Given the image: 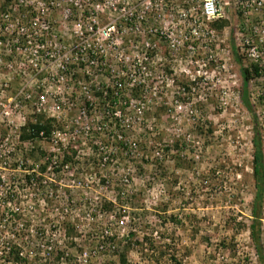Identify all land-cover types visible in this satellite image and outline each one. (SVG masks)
Instances as JSON below:
<instances>
[{"label": "rangeland", "instance_id": "1", "mask_svg": "<svg viewBox=\"0 0 264 264\" xmlns=\"http://www.w3.org/2000/svg\"><path fill=\"white\" fill-rule=\"evenodd\" d=\"M21 1L0 0V210L6 211L1 205L10 186L16 202L8 210L20 218L9 225L5 214L1 241L15 235L22 244L30 230L44 245L25 248L33 253L30 264H260L250 226L256 141L264 160V58L261 71L245 44L250 38L257 45L255 3L225 0L224 18L201 20L198 35L186 40L196 11L183 0L165 1L166 9L147 15L145 33L124 38L130 55L146 48L150 54L140 59L150 75L136 69L131 79L141 86L124 97L132 106L117 108L118 118L96 94V108L88 111L78 89L84 78L75 74L73 90L62 86L71 108L54 123L57 142L22 143L21 129L35 118L43 88L53 92L56 85L46 72L35 75L33 64L44 63L27 44L33 38L18 32L17 20L40 17L44 9L57 48L72 45L75 20L62 16L68 0ZM6 11L8 21L1 17ZM109 15L99 20L104 24ZM163 28L171 39L159 38ZM252 66L259 76L245 84L242 70ZM52 99L47 93V107ZM28 218L30 226L23 222ZM262 218L264 262V197ZM47 244L63 253L60 262L44 259L51 252Z\"/></svg>", "mask_w": 264, "mask_h": 264}, {"label": "built area", "instance_id": "2", "mask_svg": "<svg viewBox=\"0 0 264 264\" xmlns=\"http://www.w3.org/2000/svg\"><path fill=\"white\" fill-rule=\"evenodd\" d=\"M68 0V4L61 7V13L64 21L72 22L75 20L72 29V45L62 46L57 48L54 35L50 32L52 28L46 19L44 18L45 10H41L40 17H34L26 22L17 20L18 32L27 37H32L33 40H27V44L33 46L34 56L43 60V65L35 62V75L40 73H48L49 84L56 85V90L50 92L43 88V94L39 97L35 103V109L33 115L35 118L38 116H44L46 119L53 120L54 122H60L64 119V114L68 113V108H71L69 103L68 93L65 89H74L73 77L75 74H81L86 81L78 82L79 93L85 99L88 111L95 110L96 94L106 100V107L114 109L112 113L115 117L121 115L120 110L117 108L121 106H132L133 100H128L126 94L133 87L141 86V83H136V78H133L137 72L142 73L145 76H149V70L142 66V61L149 60V49L146 48L145 52L134 55H130V52L125 51L123 48L125 36L133 35L137 38L140 33H145L142 30L147 15L156 10L163 11L168 7L165 1L160 0L157 3L154 0H138L135 6L129 4L128 0ZM20 2H22L20 0ZM190 6H193L192 10L196 11L195 18L192 23V30L190 36H185L186 40H191L192 36H197L198 31L202 27L203 22L212 23L224 18V13L227 4L225 0H183ZM255 3V9L259 18L258 26L256 27L255 39L257 45L251 42L250 38L245 40L246 51L249 57L258 63L259 68L262 71L261 58H264V0H252ZM164 3V4H163ZM241 8L248 7L247 4L240 3ZM173 6V5H172ZM171 7L169 10H174ZM105 11L111 12L106 22L103 24L99 20V15H105ZM161 14H159V17ZM1 17L4 21H8L9 14L4 12ZM163 26H169L170 22L163 15ZM201 20L203 21L201 23ZM158 20H156L157 22ZM172 23V22H171ZM180 23V22H178ZM156 33L157 30H154ZM153 33V29H148V34ZM45 35V38L43 36ZM159 38H169L171 35L167 34L165 28L159 31ZM28 39V38H27ZM174 48V40L170 41ZM136 46L132 45V49ZM146 47H150V44H146ZM136 53V54H135ZM39 66V67H38ZM46 78V79H47ZM103 79L99 82L98 79ZM126 81L131 82L129 86ZM145 80L142 81L144 83ZM68 85V88L62 86ZM148 88L147 85H143ZM41 87L38 86V89ZM129 89V90H128ZM22 93V92H21ZM47 93L53 95L52 104L48 106L45 96ZM30 96H24L29 98ZM135 103V102H134ZM51 113V114H50ZM82 115H86L85 108H82ZM32 118V120H35ZM30 120V121H32ZM25 126V125H24ZM87 131L90 127L86 125ZM101 130V127H98ZM60 135V132L54 129L51 132V142H57L55 138ZM43 136V133H40ZM120 138V137H119ZM102 148H99L101 150ZM103 154V153H102ZM101 160L105 163L108 157L102 156ZM122 224V222H121Z\"/></svg>", "mask_w": 264, "mask_h": 264}, {"label": "trees", "instance_id": "3", "mask_svg": "<svg viewBox=\"0 0 264 264\" xmlns=\"http://www.w3.org/2000/svg\"><path fill=\"white\" fill-rule=\"evenodd\" d=\"M253 73V74H252ZM260 69L257 66H252L251 70L249 69H243L242 70V77L245 84H248L249 81L252 79V75H255L256 77L259 76ZM55 122L50 119H46L44 116H38L35 118V120L27 122V124L21 129L20 134V141L22 143L26 142H37L39 140H45L49 139L51 132L54 130ZM43 133V136H40V133ZM255 151L253 154V177L256 181V191L255 196L253 199L252 207H251V218L252 223L250 226V238L254 244V248L256 251V254L258 256V259L260 260V264H264L262 262V241H261V235H262V215H263V197H264V166H263V153L262 148L259 144V141L254 142ZM42 171H45V168H43ZM28 182H30L33 179V176H27ZM3 178L0 176V185L3 183ZM14 191V190H13ZM16 199L14 198L13 192L9 188H7V191L5 192V196L3 199L2 207L4 210L1 212L0 210V222L4 219L6 215H9V220L7 223L9 225L12 222H18L19 221V214L16 213H10L8 210V207L11 206L12 203H15ZM111 207V205H110ZM6 212V213H5ZM6 214V215H5ZM23 222L29 224L32 222L31 218L23 219ZM30 230H28L27 234L23 236V243L20 244L18 241L17 236L16 240L11 241H1L0 238V262L3 264H30L29 262H32V251L28 253L25 252V248L28 247H34L36 249H40V247H43L44 245L41 243H38V237L36 240H32ZM131 237L134 236V234H130ZM108 241V240H107ZM46 246L51 252H47L45 260H56V262H60L63 259V253L59 251H52V246L50 244H47ZM140 247H143V244H139ZM143 249V248H142ZM38 254H35L34 257H37ZM35 260V258H34Z\"/></svg>", "mask_w": 264, "mask_h": 264}]
</instances>
